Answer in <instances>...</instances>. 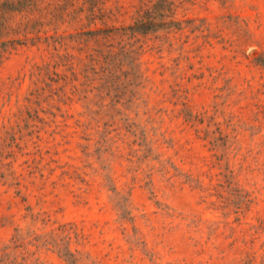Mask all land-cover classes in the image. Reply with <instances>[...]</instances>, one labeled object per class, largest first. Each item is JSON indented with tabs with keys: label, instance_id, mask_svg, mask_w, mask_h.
Returning <instances> with one entry per match:
<instances>
[{
	"label": "rangeland",
	"instance_id": "rangeland-1",
	"mask_svg": "<svg viewBox=\"0 0 264 264\" xmlns=\"http://www.w3.org/2000/svg\"><path fill=\"white\" fill-rule=\"evenodd\" d=\"M12 1L0 264H264V0Z\"/></svg>",
	"mask_w": 264,
	"mask_h": 264
},
{
	"label": "trees",
	"instance_id": "trees-1",
	"mask_svg": "<svg viewBox=\"0 0 264 264\" xmlns=\"http://www.w3.org/2000/svg\"><path fill=\"white\" fill-rule=\"evenodd\" d=\"M19 2H21L22 7H24L28 5L29 6L33 5L35 2H37V0H19ZM14 4L15 3L12 0H0V11H4L5 9L16 10L17 8H15L16 5L14 6ZM154 23H156V20L154 16H152V18L150 17L149 19H144L136 22L135 25L130 26L129 29L134 31H144L152 27ZM3 29H4V22L0 21V33L3 31ZM14 41L15 40L3 41L1 40L0 37V48L2 49V51H6L9 47V44ZM70 264H72L71 260H70Z\"/></svg>",
	"mask_w": 264,
	"mask_h": 264
}]
</instances>
